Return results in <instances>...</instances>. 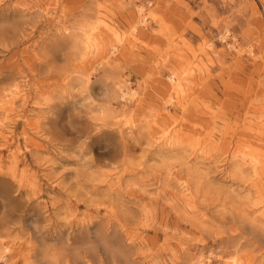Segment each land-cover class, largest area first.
Here are the masks:
<instances>
[{"label":"rangeland","instance_id":"rangeland-1","mask_svg":"<svg viewBox=\"0 0 264 264\" xmlns=\"http://www.w3.org/2000/svg\"><path fill=\"white\" fill-rule=\"evenodd\" d=\"M0 264H264V0H0Z\"/></svg>","mask_w":264,"mask_h":264}]
</instances>
